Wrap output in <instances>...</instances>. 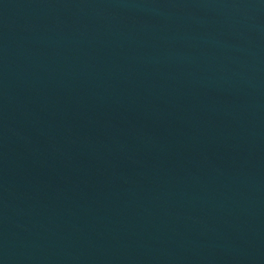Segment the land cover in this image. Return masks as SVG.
<instances>
[{
	"label": "water",
	"instance_id": "water-1",
	"mask_svg": "<svg viewBox=\"0 0 264 264\" xmlns=\"http://www.w3.org/2000/svg\"><path fill=\"white\" fill-rule=\"evenodd\" d=\"M0 264H264V0H0Z\"/></svg>",
	"mask_w": 264,
	"mask_h": 264
}]
</instances>
